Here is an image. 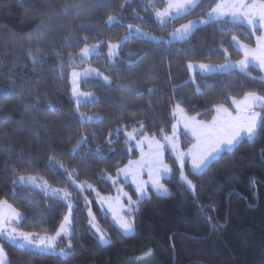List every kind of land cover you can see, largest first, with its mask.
I'll list each match as a JSON object with an SVG mask.
<instances>
[{"label":"trees","instance_id":"trees-1","mask_svg":"<svg viewBox=\"0 0 264 264\" xmlns=\"http://www.w3.org/2000/svg\"><path fill=\"white\" fill-rule=\"evenodd\" d=\"M218 1L198 0L161 24L155 11L167 0H0V202L21 214L18 229L39 235L58 229L67 206L18 184L19 179L34 177L68 189L74 204L71 232L59 243L70 255H41L4 241L7 264H141L148 252L142 264H264V126L200 175L185 165L192 189L166 154L171 171L163 185L169 195L151 193L137 205L130 238L100 212L90 192L78 191L70 180L111 194L108 178L138 156L127 135L161 139L170 134L175 106L207 122L217 106L232 110V101L248 94L264 98V79L255 66L195 72L192 80L188 69L189 63L240 59L232 39L253 47L258 28L218 19L197 26L187 39L164 41L173 29L206 17ZM110 16L117 20L109 24ZM129 25L161 40L130 36L109 62L108 43L119 41ZM95 44L99 54L82 59L80 51ZM85 67L107 81L82 79L81 90L93 97L77 105L69 75ZM258 111L259 124H264V108ZM85 114H96V119L81 120ZM181 138L183 146L192 141ZM86 198L110 240L105 247L88 226Z\"/></svg>","mask_w":264,"mask_h":264},{"label":"rangeland","instance_id":"rangeland-1","mask_svg":"<svg viewBox=\"0 0 264 264\" xmlns=\"http://www.w3.org/2000/svg\"><path fill=\"white\" fill-rule=\"evenodd\" d=\"M197 1L198 0H167L163 9L155 11V19L161 24L170 22L193 8ZM110 18L112 21L117 20L114 16H110L107 19L108 23ZM218 19H228L233 23L243 24L251 30L258 28L259 33L255 36L256 44L253 47H249L238 39L233 38V46L241 52L242 56L240 59L236 61H227L223 64L189 63V65H192L191 69L188 68L189 80H192L193 73H203V70H199L200 65H205L208 68L213 69V71L203 73L202 75L220 73L229 70L245 71L248 66L252 65L260 71V77L264 79V2L262 1L219 0L211 8L206 17L199 19L198 21H190L173 29L170 32L169 37L164 41H182L184 39H173V37L184 36L185 29L188 30V37L197 26ZM249 20L252 21V24L248 23ZM130 36H138L146 39L151 38L150 40L153 41L161 40L160 37L152 35L135 25H129L127 31L119 41L108 43L105 54L109 62L115 61L123 43ZM93 48H96L94 53L91 52V49ZM84 49H89V55L87 57L82 56ZM99 52V44H95L84 47L79 55L82 59H88L92 55L99 54ZM242 60L245 61L247 67L240 64V61ZM74 73L79 75L74 76ZM84 78H95L104 82L107 81L103 74L92 67H85L83 69H75L71 71L69 75L70 92L77 105L89 102L93 97L91 92L83 91L80 88V82ZM253 96L259 97L254 94H248L238 100L236 99L232 101V110L224 106H217L215 108L214 116L207 122L199 121L194 116H188L180 107L175 106L172 111V131L161 139H156L151 136H143L139 139H135L132 134L127 135L126 139L131 141L132 148L137 150L138 156L129 160L117 170L114 176L108 178L113 189L111 194H99L89 185L76 182L73 178H70L71 185H73L78 191L86 190L90 192L92 198L97 203L100 212L106 214L113 224L114 220L123 222L125 219H133V212L136 210L137 205H133V211H131V213L126 211V209L130 202H135L140 199L142 195L140 190L145 189L147 191V196L151 193L154 194L152 184L159 179L160 184L163 185V180L169 178L171 170L169 165L165 162V155L168 154L175 160L180 170L179 179L181 180V176H183L184 180L188 181L184 173L185 165H188L189 169L192 171L193 157L199 158L208 153L218 141L230 138L237 130H241L242 126L249 125L251 123L250 118L255 114L259 113L260 117V111H258V108H264V98L260 97L261 100H255ZM80 118L83 121H90L96 119V114L80 115ZM257 123L259 124V119L257 120ZM182 135L191 139V143L183 146ZM240 135L247 138L246 132L243 130L240 131ZM165 166L169 169L167 174H164L162 170ZM17 183L26 185L54 199L64 202L67 206V211L58 229L53 234L39 235L18 229L17 226L21 220V214L11 208L5 201H1L0 238L7 237L8 240L15 238L19 243L24 244L23 238L19 235L23 233L29 236L33 241V245L29 247L34 248L35 245L40 244V241L43 240L44 244L53 243L55 245L54 251L69 253L66 247L59 245L61 242L60 239L67 237L71 232V215L74 204L69 190L49 187L43 179L34 177H23V179H19ZM127 185L130 186L131 191L135 196H133V193L125 187ZM85 211L88 226L92 233L96 232V236L98 237L102 230L98 226L91 211L89 198L85 199ZM65 217L69 218V222L66 226L67 232L56 237V233L61 231L60 226L65 224ZM90 221L94 223L95 227L90 224ZM97 229L100 231L97 232ZM53 237H55V240L52 239ZM4 241L9 243L7 240L0 239V253H2L0 254V261H2V264H7V257L2 244ZM41 247H43V245H41Z\"/></svg>","mask_w":264,"mask_h":264},{"label":"snow or ice","instance_id":"snow-or-ice-1","mask_svg":"<svg viewBox=\"0 0 264 264\" xmlns=\"http://www.w3.org/2000/svg\"><path fill=\"white\" fill-rule=\"evenodd\" d=\"M113 22L114 21H112L111 18H110L109 23L111 24ZM248 23L252 24V21L249 20ZM184 32H185L184 36H182V37L174 36L173 39H178V38L179 39H187L188 30L185 29ZM149 39H151V38H149ZM95 51H96V48L91 49V52L94 53ZM88 55H89V49H84L83 52H82V56L87 57ZM240 64L242 66H244V67H247V65L245 64V61H243V60L240 61ZM188 68L191 69L192 65H188ZM199 70H203V73H207V72L213 71V69H210V68H208L205 65H200L199 66ZM77 75H79V74L74 73V76H77ZM150 91H152V90H150ZM254 99L255 100H261L260 97H254ZM250 119H251V123L249 125H247V126H242V128H241V130L246 132V135H247L248 139L253 138L255 133H256V130L259 127L264 126V124H258L257 123V120L260 119L259 113L255 114ZM241 130H237L235 132V134L232 135L228 139H224V140L218 141L208 153L200 156L199 158L193 157V164H192V172H193V174L194 175L202 174L212 162L220 159L222 154L232 152L235 149V147L241 142V140L244 139V137H242L240 135V131ZM221 145H223V146H221ZM162 170H163L164 174H167L169 172V169L166 166L163 167ZM21 179H23V178H21ZM181 180L187 184V188L192 189L194 187L191 184V182L185 181L183 176H181ZM152 188H153L154 194L157 197H159V198H167L168 195H169L168 190L162 184H160L159 179H157L152 184ZM140 191L142 193L140 199L138 201L129 203V205H128L127 209H126V211H128L129 213H131V211H133V205H139L145 199L149 198L147 196V191L145 189H141ZM68 222H69V218L65 217V224H62L60 226L61 231H58L56 233V237H59L62 234L67 232V227L66 226H67ZM134 223H135V221L132 218L125 219V220H123V222L114 220V227H117V230L120 231V234H121L122 237L130 238L131 236L134 235ZM90 224H92V226L95 227V225H94V223L92 221H90ZM99 231L100 230L97 229V232H99ZM19 235H20V237L23 238L24 244L19 243L15 238H12L11 240H8L7 237H2L0 239L7 240L9 242L10 246L17 247V248L24 247V248H26L29 251H35V252H38L41 255H55V256H58V257H64V256H67V255H70V253H68V252H56V251H54L55 245L53 243L44 244L43 240L40 241V244L35 245L34 248L33 247H29V246L33 245L32 239L29 236H27V235H25L23 233H21ZM93 235H94V237L97 238V243L101 247H105V246H107L110 243V240L107 239L106 235L103 234L102 232H101V234L98 237L96 236V232H93ZM52 239L55 240V237H53ZM41 245H43V247H41ZM68 248L69 249L71 248V243L68 244ZM0 254H2V253H0ZM150 256H151V252L146 253L145 257L141 258V264H142L143 260H145L147 257H150ZM0 264H2V261H0Z\"/></svg>","mask_w":264,"mask_h":264},{"label":"crops","instance_id":"crops-1","mask_svg":"<svg viewBox=\"0 0 264 264\" xmlns=\"http://www.w3.org/2000/svg\"><path fill=\"white\" fill-rule=\"evenodd\" d=\"M247 96V95H246ZM254 97V96H253Z\"/></svg>","mask_w":264,"mask_h":264}]
</instances>
